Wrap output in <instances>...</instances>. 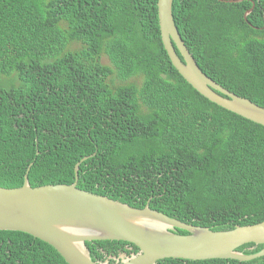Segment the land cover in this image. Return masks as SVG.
<instances>
[{"label":"trees","instance_id":"16d2710c","mask_svg":"<svg viewBox=\"0 0 264 264\" xmlns=\"http://www.w3.org/2000/svg\"><path fill=\"white\" fill-rule=\"evenodd\" d=\"M173 11L202 70L264 107V0H174ZM87 155L82 189L215 230L264 221V126L184 78L164 46L158 0H0V186L23 185L30 166L33 186L72 184ZM87 244L94 260L138 250ZM0 264L69 263L29 233L0 230Z\"/></svg>","mask_w":264,"mask_h":264},{"label":"water","instance_id":"95a60500","mask_svg":"<svg viewBox=\"0 0 264 264\" xmlns=\"http://www.w3.org/2000/svg\"><path fill=\"white\" fill-rule=\"evenodd\" d=\"M173 5L174 0H158L162 40L174 66L212 102L264 126L263 106L231 91L202 70L177 26ZM254 8L245 12L246 19ZM88 158L76 164L72 184L33 186L30 166L23 185L0 186V230L29 233L52 245L69 264H110L93 259L87 242L97 240H124L137 245L140 252L122 264H157L166 258L250 261L264 256V248L255 253L239 249L248 243L264 244V221L215 230L154 210L150 204L138 208L82 189L80 168ZM179 229L188 233H178Z\"/></svg>","mask_w":264,"mask_h":264},{"label":"clouds","instance_id":"9594fccd","mask_svg":"<svg viewBox=\"0 0 264 264\" xmlns=\"http://www.w3.org/2000/svg\"><path fill=\"white\" fill-rule=\"evenodd\" d=\"M223 85V84H222ZM229 89V88H228ZM232 91V90H231ZM234 92V91H233ZM234 113V112H233ZM236 114V113H235ZM238 115V114H237ZM242 117V116H241ZM98 147V146H97ZM85 157H89L90 158V155H87V156H84L83 158H85ZM82 158V159H83ZM88 158V159H89ZM81 159V160H82ZM87 160V159H86ZM86 160H84V161H86ZM83 161V162H84ZM79 162V161H78ZM77 162V163H78ZM82 162V163H83ZM82 163H81V165H82ZM81 169V168H80ZM75 173H76V171H75ZM147 204H150V201L147 203ZM151 207V206H150ZM139 208V207H138ZM144 208V207H143ZM152 208V207H151ZM152 209H154V208H152ZM154 210H157V209H154ZM177 218V217H176ZM127 242V241H126ZM133 244V243H132ZM135 245V244H134ZM137 246V245H136ZM133 247V246H132ZM134 248V247H133ZM137 248H138V250H135V248H134V251L132 252V255L133 254H137V253H139L140 252V248L137 246ZM106 254V253H105ZM125 254V257L123 258V257H121L120 256V258H121V261H120V258H117V257H119V256H115V255H113V256H111V259H109V257L107 258V255H106V259L105 260H103V261H108L110 264H122L123 263V261L125 260V259H127V257H130V256H132V255H127V253H124ZM109 259V260H108ZM117 259L119 260V262H114V261H117ZM163 260V259H162ZM158 263V262H157Z\"/></svg>","mask_w":264,"mask_h":264},{"label":"flooded vegetation","instance_id":"af4514ba","mask_svg":"<svg viewBox=\"0 0 264 264\" xmlns=\"http://www.w3.org/2000/svg\"><path fill=\"white\" fill-rule=\"evenodd\" d=\"M103 249V248H102ZM134 251V248L130 245H124L123 247H119L117 252L118 254H114V253H110V252H107L106 250H104V252L106 253L107 255V258L109 257V259H111V256L115 255V256H119L117 258H120V256L124 253H127V255H132V252ZM108 259V260H109ZM107 260V259H106ZM120 261H121V258H120ZM114 262H119V260L117 259V261H114ZM158 264V263H157Z\"/></svg>","mask_w":264,"mask_h":264},{"label":"rangeland","instance_id":"374dc122","mask_svg":"<svg viewBox=\"0 0 264 264\" xmlns=\"http://www.w3.org/2000/svg\"><path fill=\"white\" fill-rule=\"evenodd\" d=\"M104 62L110 63L109 59L107 57H104Z\"/></svg>","mask_w":264,"mask_h":264}]
</instances>
